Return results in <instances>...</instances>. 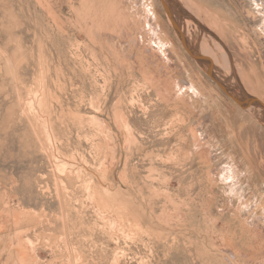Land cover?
I'll return each instance as SVG.
<instances>
[{
	"label": "rangeland",
	"instance_id": "obj_1",
	"mask_svg": "<svg viewBox=\"0 0 264 264\" xmlns=\"http://www.w3.org/2000/svg\"><path fill=\"white\" fill-rule=\"evenodd\" d=\"M147 1L0 0V264H264V109ZM188 1L217 37L180 14L187 46L220 39L217 78L264 103V0Z\"/></svg>",
	"mask_w": 264,
	"mask_h": 264
},
{
	"label": "bare ground",
	"instance_id": "obj_2",
	"mask_svg": "<svg viewBox=\"0 0 264 264\" xmlns=\"http://www.w3.org/2000/svg\"><path fill=\"white\" fill-rule=\"evenodd\" d=\"M143 1V0H142ZM148 1H150V0H148ZM147 1V2H148ZM161 1V0H160ZM168 3H169V5H170V7H172V11L174 10L175 11V13H174V15H175V17L177 18V20L178 21H182V22H184V24H186V26H187V31H189L190 30V28H188V25L187 24H189L190 22H189V20H187V19H189V18H186V17H183L182 15H180V11L182 10V11H184V9L183 8H179L178 6H176V5H174V4H172V3H174V1L175 0H166ZM192 0H189L188 2H186L189 6H190V2H191ZM141 2V1H140ZM144 3V4H146V7H148V8H152L153 7V4L152 3ZM152 2V1H151ZM172 2V3H171ZM179 2H180V0H179ZM253 4H256L257 6H260V5H262L263 4V2H262V0H253ZM192 3V2H191ZM139 4V3H138ZM157 4V3H156ZM194 5V4H193ZM192 6V5H191ZM156 7V6H155ZM148 8H147V10H148ZM154 8V7H153ZM152 8V9H153ZM181 9V10H179V9ZM201 8V7H200ZM143 9H145V8H143ZM151 9V10H152ZM201 10V9H200ZM143 11V10H142ZM141 12V11H140ZM139 12V13H140ZM147 12V11H146ZM151 12V11H150ZM155 12H157V11H155ZM185 12H186V10H185ZM187 12H192L193 13V15L190 13L188 16H190L191 18H193V20L195 21V23H198L199 24V26L203 29V30H206V32H208V37H213V36H215V37H217V35L213 32V31H211L210 29H208L207 28V26H205L204 24H203V19H202V17L198 14V13H195L194 11H193V9L192 8H189V9H187ZM147 14V13H146ZM138 15V14H137ZM140 15H141V13H140ZM168 15H169V13H168ZM144 16V15H143ZM185 16V15H184ZM154 17V18H153ZM153 17L152 16H149L148 17V23H149V28L150 29H152V31H153V35L154 36H157V35H159L160 33H161V31L163 30V26H162V23L160 22V18H158V16H157V14H155L154 12H153ZM169 17H170V15H169ZM175 17L173 18V20H172V17H170V22L172 23V26L175 28V29H178L179 31H180V25L181 24H179L180 22H178L176 19H175ZM143 18V17H142ZM142 20V19H141ZM155 21V22H152V21ZM174 20H176V21H174ZM192 20V21H193ZM144 22V21H143ZM141 24V23H140ZM141 26H142V24H141ZM145 26H146V24H145ZM143 28H144V26H143ZM145 29V28H144ZM146 30V29H145ZM178 30H176V31H178ZM147 31V30H146ZM163 33H165V36L166 37H159L160 39L157 41V43L156 44H158V48H159V51H160V53H161V56H162V54L163 55H165V57L166 58H168L169 57V52H170V50H169V45H170V43H169V40H167V38H169V37H167V33H166V31L164 30L163 31ZM181 33V32H180ZM176 34V33H175ZM143 35V34H142ZM213 35V36H212ZM189 36V35H188ZM144 38V37H143ZM178 38V37H177ZM193 39L194 40H192L191 41V39H190V43H191V50H193V52H196L195 54H197V55H200L198 52H200L202 55H205V56H207V57H209L210 56V54H211V51L209 50V44H208V42L209 43H211L212 44V50H214V58H215V62H216V66H221L220 68H218L219 70H226V71H229L230 70V67H229V65H228V63H227V61H226V58H225V54H224V52H223V47H222V43H221V41H220V39H219V41H217L216 42V44H214V42L213 41H211L210 39H208L207 37H204L203 35L201 36V37H199V36H193ZM204 39V40H203ZM206 40V41H205ZM208 41V42H207ZM194 43H197V45H195ZM176 44V43H175ZM157 47V46H156ZM180 47V46H179ZM181 48V47H180ZM152 49V48H151ZM154 49V48H153ZM158 51V50H157ZM158 51V52H159ZM157 52V53H158ZM159 56V55H158ZM168 56V57H167ZM196 59V58H195ZM197 62L199 63V65H201L203 68H208V65L205 63V61H203V60H199V59H197ZM172 64V63H171ZM211 65H212V62H211ZM212 67H214L213 65H212ZM190 72V71H189ZM206 72V71H205ZM207 73V72H206ZM190 76V75H189ZM222 76H224V73H222ZM191 77V76H190ZM210 79L211 80H213V81H215L212 77H210ZM190 80V79H189ZM221 81L223 82V84L225 85V86H228L229 88L231 87H233V90L236 92V94L239 96H243V91H245L246 93H248L249 95H251V96H253L252 94H250L249 92H247V90H245V89H243V88H241V86L240 85H238V83L235 81V83L234 84H231L230 83V80L229 79H224L223 77H221ZM216 82V81H215ZM217 83V82H216ZM218 84V83H217ZM178 85H179V83H178ZM201 86V85H200ZM199 86V83L195 80H191V81H189V82H187V83H185L184 84V86H182V87H184L186 90L188 89V90H190V91H192L195 95H197V96H203L202 94V89H201V87ZM237 86H239L240 88H241V90L239 89V87L237 88ZM179 88V87H178ZM216 88V87H215ZM211 90V89H210ZM223 90V89H222ZM243 90V91H242ZM179 94V93H178ZM180 95H183V93L182 94H180ZM193 96V95H192ZM194 97V96H193ZM196 97V96H195ZM216 97V96H215ZM202 98V97H201ZM193 99H195V98H193ZM193 101V100H192ZM210 107V106H209ZM245 108H250V109H253L254 107H257V108H259L260 109V107L258 106V105H249V106H244ZM243 110V109H242ZM254 110V109H253ZM255 116H257V118H258V120H260L261 122H263L264 123V114H262L261 112H259V113H255ZM226 122V121H225ZM253 122V121H252ZM229 126V125H228ZM197 128V127H196ZM202 130H204L203 128H202ZM197 131H198V129H197ZM196 131V132H197ZM199 132H201V131H199ZM205 132V131H204ZM199 134V133H198ZM206 134V133H205ZM200 135V134H199ZM211 135V134H210ZM202 136V135H201ZM205 136H207V134L205 135ZM227 137V136H226ZM208 138V137H207ZM207 138H205V139H207ZM201 141H202V139H201ZM214 141V140H213ZM204 142V141H203ZM219 142V141H218ZM209 145H210V143H208ZM214 144V143H213ZM216 145V144H215ZM211 148V147H210ZM219 148V147H218ZM213 149V148H212ZM211 149V150H212ZM217 149V148H216ZM222 149V148H221ZM216 152V151H215ZM218 154V153H217ZM223 154V153H222ZM230 154H232V153H230ZM222 156V155H221ZM214 157V156H213ZM228 157V156H227ZM226 158V157H225ZM233 158H234V156H233ZM228 159V158H227ZM232 159V158H231ZM222 160H223V158H222ZM235 161H237L236 159H234ZM243 160H245V159H243ZM228 161V163H226L225 164V166H221V168H224V171L225 170H227V171H229V172H231V173H238L239 172V169H235V167H234V165L232 164V163H229L230 161H229V159L227 160ZM223 162V161H222ZM223 164V163H222ZM236 164V168H238V164L237 163H235ZM250 165V164H249ZM217 169H219V168H217ZM219 171V170H218ZM223 171V170H222ZM226 171V172H227ZM221 171H219V173H220ZM222 173V172H221ZM225 174V173H224ZM226 174H229V173H226ZM239 174V173H238ZM229 175H231V174H229ZM228 175V176H229ZM224 176V175H223ZM222 176V177H223ZM232 177V180H233V186H234V184L235 185H237L238 187L242 184V181L241 180H239V179H237V176H235V175H233V176H231ZM229 179V178H228ZM225 182V181H224ZM230 182V181H229ZM230 186V185H229ZM232 186V185H231ZM241 187V186H240ZM244 188V187H243ZM232 189V188H231ZM237 189V188H236ZM235 189V190H236ZM234 190V189H233ZM241 190H242V188H241ZM232 191V190H231ZM230 191V192H231ZM246 191V190H245ZM229 192V191H228ZM242 192V191H241ZM240 192V193H241ZM232 193V192H231ZM238 195V194H237ZM241 195V194H240ZM236 197V196H235ZM242 197V196H241ZM237 198V197H236ZM244 198V197H243ZM250 199V198H249ZM244 201V200H243ZM241 202V201H240ZM256 202V201H255ZM255 204V203H254ZM247 207L248 206H246V211L249 209H247ZM255 207V206H254ZM253 208V207H252ZM251 209V208H250ZM254 209V208H253ZM242 210H244V208L242 209ZM263 210H264V208H263ZM244 212V211H243ZM246 213V212H245Z\"/></svg>",
	"mask_w": 264,
	"mask_h": 264
},
{
	"label": "water",
	"instance_id": "obj_3",
	"mask_svg": "<svg viewBox=\"0 0 264 264\" xmlns=\"http://www.w3.org/2000/svg\"><path fill=\"white\" fill-rule=\"evenodd\" d=\"M165 10L169 13L170 17H175L174 15V11H172V7H170L169 3L166 1V0H161ZM174 2H176V4L179 2L177 0H175ZM180 5V4H179ZM179 7V6H178ZM179 9V8H178ZM181 10V9H179ZM180 14L182 15H189L190 13L188 12H185V11H180L179 12ZM176 19V17H175ZM178 30V29H176ZM206 32V30H204ZM178 34L180 35V38L182 40V43L184 44L186 50L193 56L195 57L196 59H199V60H203L205 61V63L208 65V68H204V70L207 72V74L212 77L218 84L219 86L223 89V91L228 94L231 98H233L238 104H240L241 106H249V105H258L259 107H261L262 109H264V103L262 101H260L257 97L255 96H251L249 95L248 93H246L245 91H243V96H238L236 94V92L233 90V87L229 88L228 86H225L223 84V82L221 81V79L217 78V74L215 71L212 70V65H211V61H210V58L205 56V55H202L200 52H198L200 55H197L195 54L196 52H193V50H191L187 44L185 43L183 37H182V34L180 33L181 31H177ZM239 85V84H238ZM239 86H237L238 88ZM239 89L241 90V88L239 87Z\"/></svg>",
	"mask_w": 264,
	"mask_h": 264
}]
</instances>
